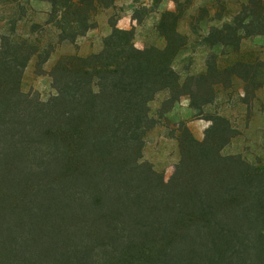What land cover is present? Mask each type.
I'll return each instance as SVG.
<instances>
[{"label":"trees","instance_id":"trees-1","mask_svg":"<svg viewBox=\"0 0 264 264\" xmlns=\"http://www.w3.org/2000/svg\"><path fill=\"white\" fill-rule=\"evenodd\" d=\"M172 1L157 28L164 47L138 48L136 28L116 18L97 53L60 55L46 71L113 0H36L50 20L0 37V264H264V168L225 153L238 135L230 119L209 116L202 141L180 122L169 180L145 158L148 134L183 98L201 111L234 78L253 97L264 86L258 66L223 67L214 52L205 72L179 71L189 39L178 31L182 0ZM258 36L264 0H249L194 50L238 53ZM34 60L48 97L22 90Z\"/></svg>","mask_w":264,"mask_h":264},{"label":"rangeland","instance_id":"rangeland-1","mask_svg":"<svg viewBox=\"0 0 264 264\" xmlns=\"http://www.w3.org/2000/svg\"><path fill=\"white\" fill-rule=\"evenodd\" d=\"M114 6L109 10L100 11L95 21L96 30H104L110 26V21L130 15L136 18V46L143 49L146 45L165 46V41L158 33V23L166 11H175L176 5L172 0H163L155 5L153 0H113ZM249 0H182V8L177 15L182 19L178 22V31L189 39V51L184 53L177 68L184 75L201 74L206 71V63L210 55L217 54L218 61L224 66L235 65L238 61L246 65H256L251 71L259 72L264 78V36L249 37L242 41L238 53L233 49L224 51L223 48L210 51L203 47L194 50V46L202 45L203 36L210 27L220 28L229 23L248 4ZM49 6L39 5L36 0H0V37L16 29L20 35H28L33 24H46L50 20L47 15ZM222 18L221 20H219ZM120 20V19H119ZM203 27V28H201ZM200 30V31H199ZM89 32L79 38L76 45L64 44L46 67L49 71L52 64L63 54H78L88 56L97 53L102 45V33ZM97 33V34H95ZM100 34L98 38L95 35ZM95 47V48H94ZM94 48V49H93ZM228 55L224 56V53ZM222 56V57H221ZM35 60L30 63L24 73L22 90L26 93L39 92L43 97L53 93L51 81L47 76H38ZM252 67V66H251ZM249 70V69H247ZM264 80V79H263ZM262 82V81H261ZM217 99L213 105L199 111L190 108V100L185 97L168 115L161 127L153 129L147 138L145 158L151 161L158 170L164 172L169 180L178 161V144L173 139L172 131L178 128L180 122H185L192 134L200 141L204 140L205 132L210 126L208 118L211 115H222L238 127V135L233 144L225 149L226 154H243L249 161L264 168V86L252 95H246L244 85L234 78L231 86L226 89L219 85ZM251 93L253 86L249 84ZM246 95V96H245ZM154 112L158 102L153 103Z\"/></svg>","mask_w":264,"mask_h":264},{"label":"crops","instance_id":"crops-1","mask_svg":"<svg viewBox=\"0 0 264 264\" xmlns=\"http://www.w3.org/2000/svg\"><path fill=\"white\" fill-rule=\"evenodd\" d=\"M117 27L121 30H131L132 28L136 27V21L130 15H128V16L126 15V16L120 18V20L118 21ZM96 31H99V30H96V29L92 30L93 33ZM111 31H112L111 27L107 25L104 27V30L99 31V33H102V36H100V34H98V35H95V37L98 38L100 36L101 38H104V37L110 35ZM95 34H97V33H95Z\"/></svg>","mask_w":264,"mask_h":264}]
</instances>
